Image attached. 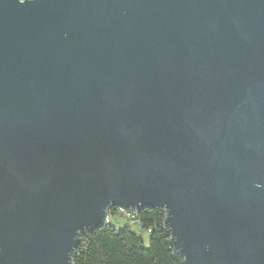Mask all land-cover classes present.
Listing matches in <instances>:
<instances>
[{"label":"water","instance_id":"obj_1","mask_svg":"<svg viewBox=\"0 0 264 264\" xmlns=\"http://www.w3.org/2000/svg\"><path fill=\"white\" fill-rule=\"evenodd\" d=\"M112 207L264 264V0H0V264H73Z\"/></svg>","mask_w":264,"mask_h":264},{"label":"trees","instance_id":"obj_2","mask_svg":"<svg viewBox=\"0 0 264 264\" xmlns=\"http://www.w3.org/2000/svg\"><path fill=\"white\" fill-rule=\"evenodd\" d=\"M108 213L120 214L114 207ZM131 219L138 232L129 222L119 226L108 222L81 233L73 264H185L171 248L169 236L163 230V211L145 208L132 213Z\"/></svg>","mask_w":264,"mask_h":264},{"label":"rangeland","instance_id":"obj_3","mask_svg":"<svg viewBox=\"0 0 264 264\" xmlns=\"http://www.w3.org/2000/svg\"><path fill=\"white\" fill-rule=\"evenodd\" d=\"M108 222L113 223L116 226L122 225L125 222H129L131 224V228L138 232V229L136 227V224L132 222V219L129 218V216L125 214H116V215H110L108 213Z\"/></svg>","mask_w":264,"mask_h":264},{"label":"built area","instance_id":"obj_4","mask_svg":"<svg viewBox=\"0 0 264 264\" xmlns=\"http://www.w3.org/2000/svg\"><path fill=\"white\" fill-rule=\"evenodd\" d=\"M119 212L122 213V214H125V215L129 216L130 219H131L132 213H134V212H122L120 210H119Z\"/></svg>","mask_w":264,"mask_h":264}]
</instances>
